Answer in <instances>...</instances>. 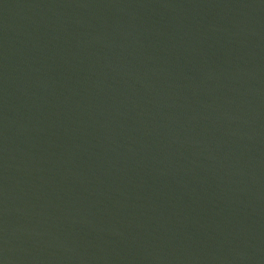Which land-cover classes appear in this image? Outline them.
Returning a JSON list of instances; mask_svg holds the SVG:
<instances>
[{
    "label": "water",
    "instance_id": "95a60500",
    "mask_svg": "<svg viewBox=\"0 0 264 264\" xmlns=\"http://www.w3.org/2000/svg\"><path fill=\"white\" fill-rule=\"evenodd\" d=\"M0 264H264V0H0Z\"/></svg>",
    "mask_w": 264,
    "mask_h": 264
}]
</instances>
